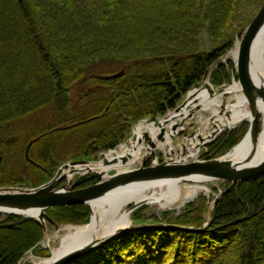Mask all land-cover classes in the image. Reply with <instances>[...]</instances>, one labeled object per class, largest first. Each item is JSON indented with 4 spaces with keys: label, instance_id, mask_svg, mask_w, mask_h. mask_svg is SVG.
Masks as SVG:
<instances>
[{
    "label": "trees",
    "instance_id": "1",
    "mask_svg": "<svg viewBox=\"0 0 264 264\" xmlns=\"http://www.w3.org/2000/svg\"><path fill=\"white\" fill-rule=\"evenodd\" d=\"M263 2L0 0V186H39L55 171V155L92 160L129 137L132 124L175 109L233 47ZM232 67L230 60L219 62L211 83L229 84ZM121 70L118 78L98 77ZM86 86L97 89L86 93ZM247 130L244 123L223 134L205 157L227 153ZM32 140L30 157L46 170L25 159ZM99 180L82 176L78 188ZM226 183L219 197L199 196L175 217L162 213L164 223L193 229L126 231L68 264H264V176ZM208 201H214L210 218ZM143 210L132 219L162 222L141 218ZM47 213L74 225L87 224L91 215L85 204ZM44 237L35 219L0 216V264H19L31 250L49 257Z\"/></svg>",
    "mask_w": 264,
    "mask_h": 264
},
{
    "label": "bare ground",
    "instance_id": "2",
    "mask_svg": "<svg viewBox=\"0 0 264 264\" xmlns=\"http://www.w3.org/2000/svg\"><path fill=\"white\" fill-rule=\"evenodd\" d=\"M240 45L239 39L226 58L237 62ZM251 66L261 86L264 87V26L252 44ZM194 113H199L198 121L202 126L186 137L176 149L175 139L180 134V130L186 129L187 120L192 119ZM255 114L261 118L258 135L253 140L247 135L230 154L232 159L239 160L254 155L250 164L255 165L264 158V104L258 99L254 102L249 101L238 79H234L233 83L219 90L213 87L207 78L204 86L189 92L187 105L179 112L171 111L167 116H159L154 121H141L134 130V137L128 143H123L114 151L105 153L104 158L98 162L64 168L62 174L72 179L76 173L102 172L104 177H108V173L112 170L124 172L138 167L146 154H151L153 151L158 153L160 150L164 151L167 157H173L178 162L197 159L205 143L216 139L220 133L237 127L245 120H252ZM175 124L178 125L177 130L173 129ZM162 128H165L166 132L164 138L160 139L158 135ZM124 157L128 158L126 162L123 161ZM211 180L213 179L208 176H194L186 181L160 179L122 186L90 202L91 208L98 215V221L93 220L88 225L64 226L59 244L52 252L54 256H59L92 239L126 228L131 223V215L127 213V207L135 203L158 204L163 209L182 210L200 192H210ZM27 261L31 264L46 262L45 259L34 256H30Z\"/></svg>",
    "mask_w": 264,
    "mask_h": 264
},
{
    "label": "water",
    "instance_id": "3",
    "mask_svg": "<svg viewBox=\"0 0 264 264\" xmlns=\"http://www.w3.org/2000/svg\"><path fill=\"white\" fill-rule=\"evenodd\" d=\"M264 26V2L257 12L254 19L245 29L240 39L241 45L239 50L238 61L235 62L237 74L241 81L246 96L249 101L254 102L255 99L260 100L264 104V87L261 86L260 81L252 69L251 66V48L253 41L258 32ZM124 74V70L120 72L102 76L103 79H114L121 77ZM208 77L206 73L204 80ZM190 92V91H189ZM189 92L184 102L177 106L176 112H179L184 106L187 105L189 99ZM157 116H153L148 121H154ZM168 120V119H167ZM178 125L173 126L174 130H177ZM183 132L184 130H180ZM260 131V116L254 115L252 120H249V128L245 135L250 136V139L256 138ZM166 129L162 128L158 137L163 139L165 136ZM180 132V133H181ZM244 137V138H245ZM243 138V139H244ZM211 141H209L210 143ZM33 141H31L26 148V158L33 162L30 158L29 150ZM208 143V142H207ZM205 143V144H207ZM152 146H154L152 144ZM235 147L232 148L226 154L210 158V159H195L189 161H177L173 158H166L163 162H158L157 153L153 151L151 154H146L139 167L133 168L128 171L118 172L109 175L108 178H104L102 172H97V175L101 180L95 184H92L85 188H76L78 181L68 180L67 184L62 185L58 188L60 183L67 178L65 174H62L64 168L71 167L75 164H90L87 160L73 161L65 164L60 168L58 174H56L47 183L38 187H7L0 186V215H23L25 219H36L38 220L45 232H47L48 225H51L58 235L60 224L55 222L47 213V209L55 206H68L74 204H86L90 208L91 217L90 223L93 220L98 221V215L91 208L90 202L100 199L110 192L129 184L141 183L160 179H175L178 181H186L194 176H208L213 180H226L233 183L255 180L264 176V158L255 165H251V161L254 159V155L248 156L243 160L232 159L230 154L233 153ZM104 158V153H102ZM152 160V164L148 163ZM105 160V159H103ZM128 158L124 157L123 161L126 162ZM107 162V161H105ZM72 168V167H71ZM147 203H135L129 206L127 213L131 215L135 210L142 207ZM132 220L129 226L123 229H119L112 234L101 236L84 243L80 247L72 249L62 255L54 256L52 249L51 256L46 258L44 264H68L73 262L77 258L90 253L91 251L98 248L102 243L108 242L117 234L130 231V230H141V229H182L191 230L193 228L165 224L163 222L154 223H142L132 224ZM86 224V225H88Z\"/></svg>",
    "mask_w": 264,
    "mask_h": 264
},
{
    "label": "rangeland",
    "instance_id": "4",
    "mask_svg": "<svg viewBox=\"0 0 264 264\" xmlns=\"http://www.w3.org/2000/svg\"><path fill=\"white\" fill-rule=\"evenodd\" d=\"M259 11V10H258ZM240 39V37H236V40H235V43H234V45H233V47L232 48H234L235 47V45H236V42L238 41ZM231 48V49H232ZM231 49H229L228 51H227V53L225 54V56L223 57V58H221L220 59V61H227V60H225L226 59V55L230 52V50ZM228 60H230V61H232V59L231 58H227ZM219 61V62H220ZM219 62H217L216 64H214L209 70H208V74L209 75H211V72H212V70L214 69V67H216L218 64H219ZM233 62V61H232ZM226 63V62H225ZM234 63V67H232L231 69H230V71H231V73L232 74H234V75H232V81L229 83V84H231V83H233V81H234V79H239V76H238V74H237V71H236V69H235V62H233ZM111 74H114V72L113 73H111ZM111 74H109V75H111ZM208 75V79H209V81H210V76ZM237 76H238V78H237ZM205 81H206V79L204 80V78L202 79V81H200V83L197 85V86H195V87H193V88H198V87H202V86H204V84H205ZM210 84L213 86V87H215V88H217V89H223L226 85H229V84H223V85H221V86H214L212 83H211V81H210ZM88 86H90V85H88ZM88 86H86V88H85V91L87 90V88H88ZM93 90H95V89H93ZM92 92V91H91ZM187 98V93L183 96V98L181 99V101L178 103V105H180V104H182V102H184V100ZM92 100V99H91ZM173 112V111H172ZM159 117V116H158ZM148 118H150V117H146V119H148ZM146 119H143V120H141V121H145ZM199 120V113H194V115H193V117H192V119H189V120H187V122L188 123H186V129H184V131L183 132H181L179 135H178V137L175 139V146H176V149H178L179 148V145L180 144H182L184 141H185V139H186V137H188L189 135H192L193 133H195L201 126H202V124L198 121ZM140 121V122H141ZM140 122H137V123H134V124H132V126L130 127V135H129V137H127L125 140H123L117 147H119L121 144H123V143H128L129 141H130V139H132L133 137H134V130H135V128H136V126L140 123ZM244 123H248V127H249V122H248V120H245V121H243V122H241L240 124H238L237 125V127H235V128H233V129H228V130H226V131H224V132H222V133H220L218 136H217V138L215 139V140H212L210 143L208 142L207 144H205V145H203L202 146V148H201V150H200V154H199V157L197 158V159H204V158H207V157H205V155L206 154H209V152H210V149H209V146H211L212 144H213V142L214 141H216L218 138H220L223 134H225V133H227V132H231V131H233V130H235V129H238V128H240L241 126H243L244 125ZM18 138V137H17ZM10 144L9 145H11V144H13V141L11 142H9ZM116 147V148H117ZM115 148V149H116ZM23 151V153H24V150H22ZM22 151H20L21 153H18V155H17V157L18 158H21V156H22ZM95 156V155H94ZM96 158H94V159H97V160H95V162H98V161H100L102 158H101V153L98 155V156H95ZM166 157H167V155H166V153L164 152V151H162V150H160L158 153H157V158H158V162H162V159L163 160H165L166 159ZM209 158V157H208ZM55 159H57V160H55V163L57 164V166H56V168H55V171L53 172V173H51V174H49L48 176H46V177H48V179H46V182L47 181H49V180H51L52 179V177L54 176V175H56L57 174V172H58V170L60 169V167H62V166H64V164H66V163H69L70 162V159H64V160H59L58 159V157L55 155ZM194 159V158H193ZM139 166V165H138ZM22 171V169H21V165H20V172ZM115 172V170H112V171H110L109 173H108V176L109 175H111V174H113ZM22 174H23V172H21ZM89 174H93V172H88L87 173V175H89ZM24 175V174H23ZM25 176H26V173H25ZM24 176V177H25ZM79 176H83L81 173H76V174H74V176H73V180L75 181V180H77L78 179V177ZM105 178H107V177H105ZM45 182V183H46ZM226 182H228V181H225V180H211L210 182H209V188H210V192H208V193H206V192H204V191H202V192H200L198 195H197V197L195 198V199H197L199 196H206L208 199H209V197H210V195H216L217 197H219L222 193H223V191H224V189H225V186L227 185V183ZM68 183V178L67 179H65L60 185H63V184H67ZM232 183V182H231ZM44 184V183H43ZM40 185H42V184H40ZM182 185H184V184H182ZM9 187H28V188H32V187H36V186H33L32 184H27V185H25V186H9ZM194 199V200H195ZM194 200H192V201H194ZM207 203H209L208 205H209V208H208V213H207V217L208 218H210V212L212 211V209H213V205H214V201H208ZM186 206H184L183 208H182V210H178V209H176V208H172V209H163V208H161V206H159L158 204H145V205H143L142 207H140L141 209L143 208L144 210L143 211H141L140 212V216H142L141 218H149V217H152V216H157L159 219H160V221H162V222H164L165 220L162 218V213L164 212V211H173V213H174V217L175 216H177V215H179L183 210H184V208H185ZM128 208V207H127ZM140 208H138V209H140ZM137 209V210H138ZM136 211V210H135ZM134 211V212H135ZM133 212V213H134ZM134 216V215H133ZM155 221L153 220V219H149L148 221L146 220V221H135L134 220V217H133V222H132V224L134 223V224H142V223H154ZM67 225H74V224H60V229H59V232H58V235H56V232H55V229L52 227V226H50V225H48V227H47V232H46V235H45V237H44V240L42 241V243H41V247H49L50 249H54V248H56L57 246H58V244H59V240H60V236L62 235V228L64 227V226H67ZM74 226H77V225H74ZM30 256H34V257H37V258H40L41 259V257L40 256H36V255H34L32 252H29V253H27L26 255H25V257L23 258V260H22V262L20 263V264H31V262H28L27 261V259L30 257Z\"/></svg>",
    "mask_w": 264,
    "mask_h": 264
},
{
    "label": "flooded vegetation",
    "instance_id": "5",
    "mask_svg": "<svg viewBox=\"0 0 264 264\" xmlns=\"http://www.w3.org/2000/svg\"><path fill=\"white\" fill-rule=\"evenodd\" d=\"M99 87V91H102L103 89L101 88V86L99 85L98 86ZM97 88H95V90H96ZM93 90V88H89L87 91H86V93H90L91 91ZM94 90V91H95ZM82 122H84V121H81V122H79L78 124H80V123H82ZM77 124V125H78ZM66 129H69L70 128V126H67V127H65ZM94 143H96V141H92V144H94ZM91 148L93 149V150H97V146L96 145H92L91 146ZM87 150H89L90 148L89 147H87L86 148ZM101 151V150H100ZM100 151H98L97 152V155L100 153ZM83 156H81L80 157V159H87V158H85V157H87V156H85L86 154H82ZM89 157V156H88ZM32 164H34L35 166H38L40 169H44V168H42L39 164H37V163H32ZM44 170H46V169H44Z\"/></svg>",
    "mask_w": 264,
    "mask_h": 264
}]
</instances>
